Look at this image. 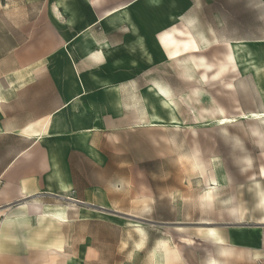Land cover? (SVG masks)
<instances>
[{
  "label": "rangeland",
  "instance_id": "374dc122",
  "mask_svg": "<svg viewBox=\"0 0 264 264\" xmlns=\"http://www.w3.org/2000/svg\"><path fill=\"white\" fill-rule=\"evenodd\" d=\"M130 1L0 0V95L4 96L0 101L6 102L0 109L4 127L21 124L16 120L18 115L12 114L19 109L21 95H26L20 91L44 96L52 93L55 105L59 92L69 90L68 82L55 78V66L68 74L65 60L56 57L67 37L70 43H77L84 35H66L68 27L70 31L86 27L99 41L121 44L129 37V23L112 26L106 32L109 24L100 16ZM129 7L134 22L149 31L151 60L141 71L138 63L123 61L115 72L122 75L120 78L125 75L126 80L120 82L126 84V97L139 100L144 122L141 127L114 132L118 143L123 144L105 149L110 169L92 171L97 164L90 156L72 152L74 173L86 184H96L100 192L80 202L71 199V194L68 199L52 200V211H68V222L58 225L35 220L32 232L67 234L70 249L78 245L77 237L85 236V246L92 238L102 247L101 264H197L212 252L208 241L200 238V228L264 235V224L258 223L264 209L256 192L259 185L264 188L259 177L260 166H264V142L258 144L253 139L248 120L241 118L245 111L263 109L264 0H164L156 7L147 0H135ZM174 26L190 30L200 46L181 57L187 58L186 63L193 58L200 64L203 57L202 62L217 64L224 59L230 42L243 40L245 43L237 47L240 64L229 65L221 76L215 75L217 65L208 70L200 65L196 68L199 77L190 80L185 66L169 58L156 41L159 32ZM51 64L54 71L49 68ZM241 71L250 88L231 85ZM203 74L206 82L199 80ZM152 87L174 100L173 113L181 122L178 127L172 123L171 110L161 105ZM220 108L229 118L233 116L228 131L217 124ZM150 111L158 112L165 125L151 126ZM26 135L22 131L1 134L0 159L4 157L7 162L15 151L25 148L32 141ZM103 139L102 135L93 140L98 144ZM194 156L199 164L196 167ZM104 164L102 161L100 165ZM253 172L258 174V182ZM206 174L222 181L215 189L217 199L213 204H205L199 197ZM234 200L245 208L246 218L240 223H234L229 211ZM11 210H5V215ZM201 218L211 223H199ZM189 237L194 244L188 245ZM162 240L177 250L175 261L167 263Z\"/></svg>",
  "mask_w": 264,
  "mask_h": 264
},
{
  "label": "crops",
  "instance_id": "0c3cea01",
  "mask_svg": "<svg viewBox=\"0 0 264 264\" xmlns=\"http://www.w3.org/2000/svg\"><path fill=\"white\" fill-rule=\"evenodd\" d=\"M147 1L155 7L164 2ZM130 2L117 4L100 16V20L106 19L109 24L104 28L106 32L112 26L129 23V37L121 44H114L110 40L99 41L86 27L81 31H70L68 27V31H65L66 35L71 32L83 34L84 37L77 43H70L67 37L60 48V54L56 58L65 60L67 75L56 66L54 71L53 64L49 66L55 72L57 81L69 84V90L59 92L55 105L52 93L44 96L20 91L26 95H21L19 109L12 114L18 115L16 120L21 121V124L9 128L1 123L4 113L0 109V135L22 131L32 140L25 148L15 151L7 162L4 157L0 159V264H101L102 247L92 238L88 239L90 243L85 246V236L81 235L76 239L78 245L70 249L69 235L35 233L32 230L35 220H50L58 225L68 222V211H62L63 208L52 211V200L68 199L71 194V199L80 202L89 200L92 194L100 192L96 184H86L74 173L70 163L72 152L90 156L92 162L97 164L92 171L110 169L105 162V158L109 160L105 149L123 144L122 141L118 143L117 133L114 132L141 127L144 122L145 112L139 110V100L136 98L132 101L126 97V84L122 85L120 82L126 80L125 75L120 78L122 75L115 72L116 66L123 61L138 63V70L141 71L151 60L149 31L140 22H134ZM122 9L125 11L119 18L116 12ZM170 15L174 16V13L171 12ZM166 36L173 41L165 39ZM194 38L190 30L184 31L174 26L159 32L156 41L169 58L175 59L178 65L185 66L187 58L181 57L194 51L192 44L187 43ZM187 76L190 80L199 77L197 74ZM199 80L206 82L208 79ZM152 91L161 105L171 110V116H176L173 113L174 100L166 94L160 95L157 89L153 88ZM13 92L15 98L16 91ZM3 97L0 95V98ZM165 97L172 100L173 107L164 103ZM1 103L6 102L0 101V106H3ZM12 104L17 106L15 101ZM147 106L153 108L155 105L147 103ZM149 114L151 126L165 125L163 122H154L155 118H160L158 112L150 111ZM102 135L105 140L96 144L95 138ZM102 161L105 163L103 166L100 165ZM208 176L219 178L210 174ZM260 180L264 181V178ZM219 186L221 185L214 186L215 198L209 204L216 201L215 189ZM256 192L258 203L264 209V188L259 185ZM42 198L50 201H34ZM234 206L238 208V219L232 213L234 223H240L246 218L245 208L240 206L238 200H234L229 211ZM5 210L11 211L5 215ZM201 219L203 220L199 223H211L205 218ZM258 223L264 224V216ZM220 231L224 241L200 235L201 239L208 241L212 252L210 256H203L197 264H264L263 234L243 231L228 234ZM184 242L186 243L185 240ZM194 243L195 240L189 237L188 245Z\"/></svg>",
  "mask_w": 264,
  "mask_h": 264
},
{
  "label": "bare ground",
  "instance_id": "6f19581e",
  "mask_svg": "<svg viewBox=\"0 0 264 264\" xmlns=\"http://www.w3.org/2000/svg\"><path fill=\"white\" fill-rule=\"evenodd\" d=\"M124 11L125 10L122 9V10H118L116 12L119 18L122 17V14L124 13ZM168 38H169V36L165 37V39L169 40ZM169 41L172 42L173 40L170 39ZM187 43L188 44H192L193 49H194L195 52L197 51V49L200 48L199 43L197 42V40L195 38L193 40H191V42L187 41ZM244 43H245V41H243V40L230 42L229 43V50L226 52V54L224 56V59L219 60V63H217V64H206L205 62H202L204 60L203 57L200 58L201 63L198 64L196 61H194L193 58H189L188 60L190 62L189 63L187 62L186 65H185V69H186L185 71H186L187 75H189V77H193L196 74V68L198 66H200V65H203L206 68V70L210 69L213 65H217L218 66V70H217V73L215 75L216 76L224 75V73L227 71V67L229 65H233L235 67L236 65L240 64L239 55H238V48L237 47L242 45V44H244ZM205 74H203L202 78L206 77ZM231 85H233V86H241L244 89L250 88V82L246 78V74L243 73L242 71L240 73V76L237 79H235L231 83ZM163 101L169 107H173V105H172L173 102H172L171 99L165 97L163 99ZM219 110L221 111L222 115L218 119L216 118L217 122H218L217 124L221 128H223L225 131H228V126L234 122V120L230 119L233 116L229 118V116H227L225 114V111H224L223 108H220ZM241 118H246L248 120V122H249L248 123V130H249L251 136L252 135L254 136L253 139L258 144H262L264 142V103H263V109L262 110L254 109V110L245 111L241 115ZM154 122H162V120L160 118L159 119L155 118ZM172 123L178 127V125H180L181 122H180V120H178L176 118V116H174V117H172ZM248 160H250V158H248ZM192 163H193L194 167L199 165V164H197L198 161H197V158L195 156L192 159ZM253 175L256 176L255 180L257 181V175L258 174L256 172L255 173L253 172ZM259 177L260 178H264V166H262V165L260 166ZM204 183H205V186L203 187L202 193L200 195V199H201V201L203 203L206 204V203H210L211 201L214 200V198H215L214 186L217 185V184L221 185L222 181L219 178L218 179L217 178H212V177L208 176V174H206ZM230 211L238 219V208H237V206H234L233 208H231ZM199 233H200V235L202 237H206V236L214 237V238H216V239H218L220 241H224V238L221 235V231L218 228H216V227L201 228L199 230ZM160 246L162 247V249L165 252V257H166L167 263H168L169 260H174L175 261V259L178 258L177 250H175L168 242L163 241V242H161ZM222 248H224V247H222ZM225 248H228V247H225ZM179 255H180V253H179Z\"/></svg>",
  "mask_w": 264,
  "mask_h": 264
}]
</instances>
